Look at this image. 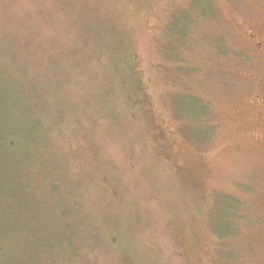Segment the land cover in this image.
Segmentation results:
<instances>
[{
  "label": "rangeland",
  "instance_id": "obj_1",
  "mask_svg": "<svg viewBox=\"0 0 264 264\" xmlns=\"http://www.w3.org/2000/svg\"><path fill=\"white\" fill-rule=\"evenodd\" d=\"M15 2L20 9L21 0ZM49 6L55 8L49 15L69 13L73 20L77 8L98 12L102 19L89 13L90 21L116 28L115 46L133 73L121 86L125 73L112 77L105 60L99 79L80 69L90 78L70 90L80 111L98 117L102 95L114 92L111 112L124 115L134 108L129 100L137 85L169 148L158 151L138 113L131 126L139 128L120 142L133 152L121 154L119 138L112 141L99 128L107 122L94 126L98 137L93 131L87 138V124L73 127L80 115L68 117L54 96L44 95L43 107L65 130L59 140L83 188L79 202L96 225H109L96 231L89 213L62 203L64 194L31 201L25 220L34 240L27 253L45 244L54 255L28 263L59 261L60 251L79 248L84 256L74 264H123V250L125 264H264V140L262 117L251 106L264 73L249 39L264 26V0H54ZM65 207L72 212L63 217ZM172 246L182 247L185 259H174Z\"/></svg>",
  "mask_w": 264,
  "mask_h": 264
},
{
  "label": "trees",
  "instance_id": "obj_2",
  "mask_svg": "<svg viewBox=\"0 0 264 264\" xmlns=\"http://www.w3.org/2000/svg\"><path fill=\"white\" fill-rule=\"evenodd\" d=\"M15 1L17 0H0V264H29L31 257L43 255L49 257L47 260L53 257L52 248L45 244H39L33 252L27 253V249L33 248L31 242L34 240V231L29 229L30 225L28 226L25 218L31 201H40L43 196L64 194L67 197L63 204H70L78 211H81L80 207L89 213L87 223L95 224L93 226L99 233L102 230L108 231L104 227L109 222L104 226L96 225V218L88 211V206L86 209L79 202V198L84 197L83 188L77 181V175L75 178L73 164L70 165L66 159V145L59 140L65 130L58 127L54 122L55 118L50 117L43 107L44 95L54 96L62 112L70 113L68 117L80 115V118H75L73 127L81 129V124H87L89 129L82 130L87 138L93 131L98 137L97 126L101 122H107L99 128L105 129L110 140L119 138L115 142L118 146L115 149L121 154L125 152L127 155L132 151L131 148L120 147V142L127 143L125 135L134 130L136 132L139 128L131 126L139 114L147 125L146 136H151L158 151L169 148L161 136V129L155 124L151 106L147 105L145 96L138 92L137 85L133 90L135 94L129 100L132 103L134 101V108L126 110L120 116L111 112L116 105L112 100L114 92L102 95V100L101 97L98 99L101 101L97 110L99 114L92 119H88L84 111H80L78 102L70 97V90L79 84L80 79H99L104 75L101 60L111 65L112 77L125 73L121 86L127 83V72L130 76L133 75L125 55L121 57L115 46L113 36L116 28L113 25L109 28L110 26L105 27L104 21L99 25H96L99 21L91 22V16H100L97 20L102 19V16L96 11H89L90 7L86 9L87 13L83 8H77L83 12L76 10L73 14L77 16V20H73L69 13L48 14L49 8L55 9L49 6L54 0H46V9L40 0H31L30 6L25 4L26 0H21L23 5L20 9H14ZM57 22L63 23L67 29L56 28ZM99 28L101 30L98 32ZM105 34L109 41L104 37ZM87 42L96 49L98 61L91 57ZM80 69L91 73L90 78L81 75ZM64 104L68 106V110ZM104 163L107 165L106 169L110 168L109 162ZM136 165L133 164V168ZM71 170L74 171L73 174ZM77 189L80 190L79 193L76 192ZM71 212L70 208L65 207L63 217ZM53 239H58V236L51 240ZM110 241L114 243L116 239L112 238ZM172 248L174 259H185L182 247ZM60 252V256L59 253L56 254L61 258L59 261L42 264H74L84 256L79 248ZM122 252L125 264L127 253L125 250Z\"/></svg>",
  "mask_w": 264,
  "mask_h": 264
},
{
  "label": "flooded vegetation",
  "instance_id": "obj_3",
  "mask_svg": "<svg viewBox=\"0 0 264 264\" xmlns=\"http://www.w3.org/2000/svg\"><path fill=\"white\" fill-rule=\"evenodd\" d=\"M254 33L255 34H249V39L254 46V51L259 58L264 73V26L257 28V31ZM251 103V106H253L258 112V118L259 116L262 117L261 120H258L260 121V126L262 127L261 139L264 140V126L261 125V123L264 124V78L260 82L255 93L252 95Z\"/></svg>",
  "mask_w": 264,
  "mask_h": 264
}]
</instances>
